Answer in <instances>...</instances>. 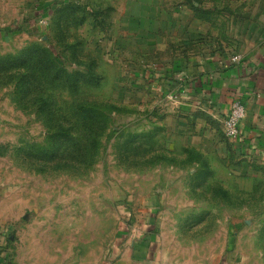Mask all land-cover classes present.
<instances>
[{"label":"rangeland","instance_id":"rangeland-1","mask_svg":"<svg viewBox=\"0 0 264 264\" xmlns=\"http://www.w3.org/2000/svg\"><path fill=\"white\" fill-rule=\"evenodd\" d=\"M71 1L0 0V264H108L133 234L160 263L264 264V158L168 81L237 56L264 0ZM33 90L73 126L68 144L98 134L88 171L49 161ZM88 103L106 130L88 129Z\"/></svg>","mask_w":264,"mask_h":264},{"label":"crops","instance_id":"crops-1","mask_svg":"<svg viewBox=\"0 0 264 264\" xmlns=\"http://www.w3.org/2000/svg\"><path fill=\"white\" fill-rule=\"evenodd\" d=\"M254 19L251 30L256 35L238 41V59L229 54H203L176 72L181 83L175 88L190 99L205 103L221 117H226L233 101L240 99L246 116L240 124L241 142H235L244 146V152L264 158V9L259 8ZM136 235L127 237L117 257L108 264H172L160 263L147 242L143 244L146 247H137L141 238Z\"/></svg>","mask_w":264,"mask_h":264},{"label":"trees","instance_id":"trees-1","mask_svg":"<svg viewBox=\"0 0 264 264\" xmlns=\"http://www.w3.org/2000/svg\"><path fill=\"white\" fill-rule=\"evenodd\" d=\"M72 2L73 1L71 0H59V4H62L64 8H71V6L74 5L72 4ZM38 51L46 56L45 49H38ZM41 58L42 57L39 58V62L41 63L42 67L44 65V62H42ZM14 64L15 62H10L9 64H6V67ZM50 66H53L55 68L56 79H58L60 72L66 71L65 69L57 66V63L52 61H49V65L45 66V69L50 68ZM181 70L182 68H180V71ZM13 73V77H18L22 81L27 80V70H15L13 71ZM168 81L170 86L172 87H177V84L181 83V80L176 76V71H174V74H172V76L168 78ZM33 93L35 97V99L33 100L34 104H37L39 108L43 110L45 117L52 124V126L55 125V139L53 140L58 143V146H54L51 148L48 156L49 161L59 164L64 169L74 167L78 168L79 171L82 172L88 171L96 161L94 154L98 150L100 142L98 134L96 133L94 134V136H91L90 134V137L88 136L86 141L80 142L72 140L71 144H68L67 142H69V139L73 137V126L69 123V120L66 118L60 119L54 116L51 102L49 101L50 94H48L46 90H33ZM24 94L25 90L22 92V95ZM101 110L102 109L97 107L95 104L88 103L81 106L77 112H79V114H82V116H85L86 122L88 124V129H91V127L96 126V124L98 123H102L100 129L106 130L108 128V118L106 117V115H104V113L101 112ZM98 119L100 120L98 121ZM98 130L99 128L96 131L98 132ZM243 147H239L238 151L241 154L249 155L248 153L244 152V150H242ZM158 160H160L159 156L154 159V163H156Z\"/></svg>","mask_w":264,"mask_h":264},{"label":"built area","instance_id":"built-area-1","mask_svg":"<svg viewBox=\"0 0 264 264\" xmlns=\"http://www.w3.org/2000/svg\"><path fill=\"white\" fill-rule=\"evenodd\" d=\"M238 56H235V59H238ZM246 116V107L240 99L233 101L230 111L225 117L224 130L225 134L231 140L241 142L240 136V124ZM249 155H252L248 152Z\"/></svg>","mask_w":264,"mask_h":264}]
</instances>
